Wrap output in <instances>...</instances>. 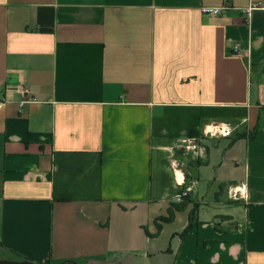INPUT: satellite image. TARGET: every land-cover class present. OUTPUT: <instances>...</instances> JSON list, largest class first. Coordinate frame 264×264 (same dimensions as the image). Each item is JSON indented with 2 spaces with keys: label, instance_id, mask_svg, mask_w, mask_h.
I'll return each mask as SVG.
<instances>
[{
  "label": "crops",
  "instance_id": "crops-1",
  "mask_svg": "<svg viewBox=\"0 0 264 264\" xmlns=\"http://www.w3.org/2000/svg\"><path fill=\"white\" fill-rule=\"evenodd\" d=\"M0 245L264 264V0H0Z\"/></svg>",
  "mask_w": 264,
  "mask_h": 264
},
{
  "label": "built area",
  "instance_id": "built-area-1",
  "mask_svg": "<svg viewBox=\"0 0 264 264\" xmlns=\"http://www.w3.org/2000/svg\"><path fill=\"white\" fill-rule=\"evenodd\" d=\"M201 11H202L203 14H206V15H217L219 13V9H217V8H203ZM235 52H236V48H235ZM217 134L222 135V136H228L229 132L226 131V130H220L219 132H217ZM181 178L182 179L179 182L176 180V185L177 186L184 185V181H185L184 177L182 176ZM188 194H189V189L188 188L180 191L175 196V202L176 203L183 202V200L188 196ZM229 198L230 199H234V200L244 199V195H243V192H242L241 189L234 188L233 192L229 195Z\"/></svg>",
  "mask_w": 264,
  "mask_h": 264
},
{
  "label": "trees",
  "instance_id": "trees-1",
  "mask_svg": "<svg viewBox=\"0 0 264 264\" xmlns=\"http://www.w3.org/2000/svg\"><path fill=\"white\" fill-rule=\"evenodd\" d=\"M222 188H223V186H221V191H222ZM0 252L5 254V255L11 256L13 258L12 260H16V261H25L26 260L25 258L7 250L6 248H4L1 245H0Z\"/></svg>",
  "mask_w": 264,
  "mask_h": 264
},
{
  "label": "water",
  "instance_id": "water-1",
  "mask_svg": "<svg viewBox=\"0 0 264 264\" xmlns=\"http://www.w3.org/2000/svg\"><path fill=\"white\" fill-rule=\"evenodd\" d=\"M0 264H35L28 261L0 260Z\"/></svg>",
  "mask_w": 264,
  "mask_h": 264
},
{
  "label": "rangeland",
  "instance_id": "rangeland-1",
  "mask_svg": "<svg viewBox=\"0 0 264 264\" xmlns=\"http://www.w3.org/2000/svg\"><path fill=\"white\" fill-rule=\"evenodd\" d=\"M12 259L13 258L11 256L5 255V254L0 252V260H12ZM12 261H16V260H12Z\"/></svg>",
  "mask_w": 264,
  "mask_h": 264
}]
</instances>
